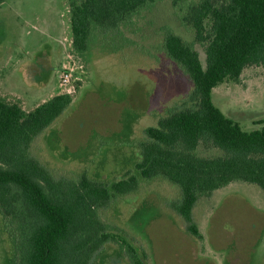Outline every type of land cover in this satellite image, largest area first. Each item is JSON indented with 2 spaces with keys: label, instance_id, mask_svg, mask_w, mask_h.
Segmentation results:
<instances>
[{
  "label": "rangeland",
  "instance_id": "rangeland-1",
  "mask_svg": "<svg viewBox=\"0 0 264 264\" xmlns=\"http://www.w3.org/2000/svg\"><path fill=\"white\" fill-rule=\"evenodd\" d=\"M165 27L183 41H193L163 1L123 30L125 42L92 40L88 64L82 67L72 54L68 0L0 4V99L30 111L58 94L73 97L70 108L30 148L55 178L77 180L85 174L102 183L120 179L139 160L144 130L156 126L193 90L189 78L162 53ZM195 49L204 64L203 49ZM66 68L72 69L71 79L61 87ZM212 100L243 130L260 128L264 69L246 68L236 82L216 87ZM201 155L214 157L219 152ZM180 196L179 187L166 179L141 181L135 194L114 201L101 217L125 230L136 226L144 232L155 264H264L262 190L236 183L201 200L193 218L206 237L202 247L168 206ZM10 250L0 218V264H9ZM91 264L127 262L110 244Z\"/></svg>",
  "mask_w": 264,
  "mask_h": 264
},
{
  "label": "trees",
  "instance_id": "trees-1",
  "mask_svg": "<svg viewBox=\"0 0 264 264\" xmlns=\"http://www.w3.org/2000/svg\"><path fill=\"white\" fill-rule=\"evenodd\" d=\"M163 1L193 35L188 43L165 27L161 47L193 90L144 130L139 160L120 179H57L31 155L35 138L72 105L70 94L30 111L0 99V218L11 245L9 264H91L110 244L127 264H155L144 232L101 217L114 201L135 194L141 181L162 178L179 187L180 198L168 206L200 247L206 237L193 212L201 200L236 183L264 192V122L243 130L212 100L216 87L236 82L246 68L264 69V0H68L72 54L84 67L92 40L124 41L123 30ZM195 45L203 49L204 64ZM211 150L219 155H201Z\"/></svg>",
  "mask_w": 264,
  "mask_h": 264
},
{
  "label": "built area",
  "instance_id": "built-area-1",
  "mask_svg": "<svg viewBox=\"0 0 264 264\" xmlns=\"http://www.w3.org/2000/svg\"><path fill=\"white\" fill-rule=\"evenodd\" d=\"M71 73L72 69H64L61 76H60V86L65 87L69 84L70 79H71ZM69 94V93H67Z\"/></svg>",
  "mask_w": 264,
  "mask_h": 264
},
{
  "label": "crops",
  "instance_id": "crops-1",
  "mask_svg": "<svg viewBox=\"0 0 264 264\" xmlns=\"http://www.w3.org/2000/svg\"><path fill=\"white\" fill-rule=\"evenodd\" d=\"M14 76H15V74H12V75H10L9 77H10V78H13ZM18 76H19V75H18Z\"/></svg>",
  "mask_w": 264,
  "mask_h": 264
}]
</instances>
